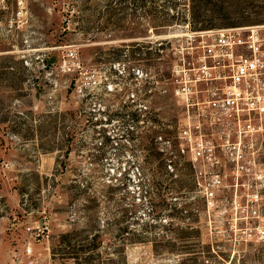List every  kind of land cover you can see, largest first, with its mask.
<instances>
[{
  "label": "rangeland",
  "instance_id": "374dc122",
  "mask_svg": "<svg viewBox=\"0 0 264 264\" xmlns=\"http://www.w3.org/2000/svg\"><path fill=\"white\" fill-rule=\"evenodd\" d=\"M247 25L264 0H0V264L42 222L61 264H264V132L207 209L172 91L202 34Z\"/></svg>",
  "mask_w": 264,
  "mask_h": 264
},
{
  "label": "built area",
  "instance_id": "2783aa9c",
  "mask_svg": "<svg viewBox=\"0 0 264 264\" xmlns=\"http://www.w3.org/2000/svg\"><path fill=\"white\" fill-rule=\"evenodd\" d=\"M201 37L196 62L172 69V91L186 108L177 150L193 168L210 209L230 178L228 185H237L256 165L249 144L264 132V25L220 28ZM64 62L68 72L81 69L76 52L65 54ZM47 230L46 222L26 226L9 249V263L61 264L47 245Z\"/></svg>",
  "mask_w": 264,
  "mask_h": 264
}]
</instances>
